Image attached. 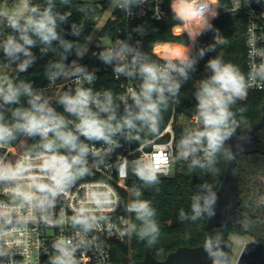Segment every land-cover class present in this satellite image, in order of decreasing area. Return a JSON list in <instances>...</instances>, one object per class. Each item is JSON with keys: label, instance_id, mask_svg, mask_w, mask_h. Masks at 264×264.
<instances>
[{"label": "clouds", "instance_id": "9594fccd", "mask_svg": "<svg viewBox=\"0 0 264 264\" xmlns=\"http://www.w3.org/2000/svg\"><path fill=\"white\" fill-rule=\"evenodd\" d=\"M109 2L113 10L133 17V9H143L148 0ZM160 2L155 0L157 8ZM72 3L0 2V264H40L39 253L33 261L30 252L33 232L39 235L41 229L55 231L42 253L45 264H85L89 252L95 255L102 250L104 232L121 241L135 237L150 247L156 245L161 237L158 212L153 200L144 197L145 191L158 194L161 177L169 176L176 165L189 173L218 176L221 161L236 158L228 142L248 124V107L238 102L245 101L252 89L264 91V32H252L247 72L222 54L207 59V74L195 81L191 122L181 128L177 139L171 122L165 123V114L181 103V89L200 61L227 44L212 23L225 6L219 0H170L172 18L185 26L189 41L175 56L154 59L140 40L130 43L131 34L97 46L95 58L117 80L123 77L129 82L118 93L97 89V70L80 63L85 55L79 39L84 24L70 22ZM91 8L82 0L76 11L85 14ZM132 31L143 37L147 29L141 24ZM209 32L212 41L198 45V38ZM36 48L40 57L53 56L44 65L49 83L71 81L54 96L31 80L14 79L8 71L27 73L38 59ZM70 55L75 58L68 62ZM165 135L169 141L158 143ZM125 145L138 155L117 156ZM241 147L236 145L238 150ZM106 172L123 182L119 187L125 188L127 199L103 175ZM130 177L135 180L127 186ZM189 199L190 210H179L180 222L216 215L214 183L197 184ZM243 204L264 209V193H249ZM121 209L124 214L117 215ZM240 223L247 230L264 223V218L245 216ZM185 238L190 234L185 233ZM225 246L230 247L221 233L204 234L202 247L212 264H234ZM163 251L158 249L160 254Z\"/></svg>", "mask_w": 264, "mask_h": 264}, {"label": "trees", "instance_id": "16d2710c", "mask_svg": "<svg viewBox=\"0 0 264 264\" xmlns=\"http://www.w3.org/2000/svg\"><path fill=\"white\" fill-rule=\"evenodd\" d=\"M109 0L101 1H86L92 5L90 11L85 14H81L76 11V6L82 3V0H73L72 3V16L70 17V22H78L84 24V35L81 36L80 45L81 48L84 46L87 40L86 37H90L94 27L96 25V16L100 15L102 11L105 10ZM35 2L42 3L43 0H35ZM221 5L225 6V10H219V16L212 21L214 26L218 28L221 32V35L224 39L227 40L226 45L218 46L217 53H209L200 61L197 71L194 73L193 78L184 85L181 89L180 97L181 103L179 105H174L168 113L165 114V123L168 121L173 112L176 113V118L174 120V132L175 136L178 139L181 128L185 126L181 121H177V116H182L184 119H187L192 116L194 111L195 100L193 99V91L195 86L196 79L202 78L207 73L205 72L204 64L211 56L216 54H222L226 61H232L233 63L239 65L243 71L246 72V61H245V26L246 19L245 15L241 11L229 10V0H219ZM170 0H164L163 9L164 17L161 20H153L149 16L133 20L129 22L130 32H133L132 29L137 25H145L147 32L143 37L137 35L133 32L134 43L137 40L141 41V46L143 50L148 51L152 54L154 59H160L154 51L153 45L157 41H178L181 43H188V38L186 34H175L173 32V27L176 24H179L172 18L171 11L169 9ZM66 10L65 8H60V11ZM114 16L109 18L102 28L99 31L100 36H109L111 38L116 37L117 29L119 27L123 28L124 35L126 31V22L122 13L119 10H113ZM65 29H69V25H64ZM213 33L209 32L204 35H201L198 38V45H206L212 41ZM65 38L68 40H75L76 37L72 35H65ZM103 47L99 39H95L84 52V58L80 63L88 62L91 65H99L103 68H107L102 65L93 55V52L98 50V47ZM38 59L33 68H30L27 73H15L12 70H8L14 79H25L31 80L35 87L44 86L47 84V80L44 76V65L48 60L52 59L53 56L49 53L47 56L40 57L38 48L33 49ZM75 57L70 55L68 62H70ZM0 60H3V55L0 53ZM95 87L99 88H110L114 91L118 89L117 81L112 77L111 69L107 68V73L102 74L99 80L96 82ZM264 102V91L250 90L248 97L245 101L238 102L239 105H247L248 111L245 113L248 124L257 123L262 117V108ZM61 110V109H58ZM181 117V118H182ZM247 124V125H248ZM246 125V126H247ZM246 126H242L238 131L236 136L238 137L245 130ZM264 127V124L261 128L256 130L253 133L255 140L264 147V140L257 136V133ZM243 155L262 157L264 159V153H252V154H242L238 156L235 160L234 166V175L237 162L239 158ZM228 162L221 161L218 165L220 168V174L216 177H211L208 175H203L199 172L189 173L186 168L179 165L175 166L174 174L161 177L162 183L160 185L161 191L157 194L151 191H145L144 197L153 200L154 206L157 208L159 221L161 227V237L159 242L150 247L152 255L157 259H164L166 255L172 250L176 249L179 246H197L202 244L203 236L205 233H218L219 227H208L206 219L192 223L180 222L178 220L179 210L184 208L185 211L190 210V195L196 188V185L202 181H209L214 183L215 190L220 186L222 180L224 179L225 171L227 168ZM236 176V175H235ZM238 180V199L239 205L238 208L246 213V216L249 218H255L251 215L247 209L244 207V197L243 190ZM135 180V177H130L127 181V186H130L131 183ZM138 183V182H137ZM120 195L125 199L128 198L125 188H121ZM119 212L123 215L122 209ZM241 219L240 221H242ZM240 221L235 222L231 225L225 226V231L233 233L234 235H243L247 232L242 227ZM185 233L190 234V238H185ZM254 239L262 241L264 240L260 237H255ZM231 245V243H230ZM147 244L145 242L137 241L135 237L128 240L116 242L113 246L114 258L117 262L121 263L122 257L128 255L134 260H141L144 257V250ZM163 249V254L158 252V249Z\"/></svg>", "mask_w": 264, "mask_h": 264}, {"label": "water", "instance_id": "95a60500", "mask_svg": "<svg viewBox=\"0 0 264 264\" xmlns=\"http://www.w3.org/2000/svg\"><path fill=\"white\" fill-rule=\"evenodd\" d=\"M264 124V102L262 108V117L257 123H250L238 137H233L228 143L233 146L236 152V158L242 154L264 153V147L259 144L253 137V133ZM241 145V149H237L236 145ZM228 162L224 179L220 186L216 189L217 203L216 215L211 219H206L208 227H219L218 233H221L226 244L230 245L228 234L225 226L244 219L246 213L238 208V180L234 175L235 160ZM224 250L233 256L230 247ZM120 264H212L204 251L202 244L197 246H179L169 252L164 259L155 258L150 246H146L144 257L141 260H134L128 255L122 257ZM235 264H264V243L256 239L248 240L242 247Z\"/></svg>", "mask_w": 264, "mask_h": 264}, {"label": "built area", "instance_id": "2783aa9c", "mask_svg": "<svg viewBox=\"0 0 264 264\" xmlns=\"http://www.w3.org/2000/svg\"><path fill=\"white\" fill-rule=\"evenodd\" d=\"M2 2V0H0ZM10 2V0H9ZM163 2L159 3L158 8L156 7L155 0H148V2L144 5L143 9H133V11L136 13L133 17H129L127 14L121 12L124 16L125 22H126V33L124 35L123 28L119 27L117 29V35L112 39V43L117 39H124L127 38L129 34L133 37V32H130V28L128 26L129 22L140 19L146 16H149L153 20H161L164 17V9H163ZM230 6L229 10L233 11H241L245 15L246 19V26H245V61H246V72L248 71V65L251 63V58L248 56V40L252 32L260 33L264 32V0H262L261 4L255 3V0H229ZM250 12H254L255 15H250ZM154 15H158L159 19H154ZM255 25V27H253ZM130 43H134V39L130 41ZM82 64H85L89 67V69H95L97 70V75L100 78L102 74L107 73V68H103L99 65H91L88 62H84ZM1 70V69H0ZM112 77L117 81L118 83V89L116 92L123 93L127 87H129V82L126 81L123 77H121L119 80H117L113 75ZM99 80V79H98ZM97 80V81H98ZM96 81V82H97ZM70 80H62L57 82V84L53 85L49 82H47L46 85L40 86L38 88H43L47 90L50 94L53 96L65 85L70 84ZM252 90H258V89H252ZM260 91V90H258ZM181 115L177 116V121H180ZM176 118V113L173 112L170 118L168 119V122H171L172 129L174 131V120ZM189 123L191 122V117L187 118ZM175 133V132H174ZM170 137L168 135H165L161 141H158V143L163 144L167 143L169 141ZM162 147V146H161ZM116 155L119 156L121 154H130L132 156L138 155V153H130V146L125 145L123 148L119 150ZM147 151H151L150 149H147ZM175 169V166H173ZM100 175V174H98ZM112 184L113 186L117 187V191L120 193V190L122 187H119V185L123 182L119 181L118 178L114 173H104L103 174ZM172 175L171 173L169 176ZM117 215H122L119 211ZM55 235L54 230H49L48 232H44L43 229H41V232L39 235H37L35 232H33L32 235V243H31V256L33 258V261L37 259L38 253H39V261L40 264H45L46 256H44L42 253L47 249L48 247V241H50ZM101 240H102V250L97 252L95 255H93L92 252H89L87 254V258L85 261V264H120L117 262L114 258V251L113 246L114 243L120 242L121 240L116 235H109L107 232H104L101 234ZM18 260L21 262L23 261L22 257H17Z\"/></svg>", "mask_w": 264, "mask_h": 264}, {"label": "rangeland", "instance_id": "374dc122", "mask_svg": "<svg viewBox=\"0 0 264 264\" xmlns=\"http://www.w3.org/2000/svg\"><path fill=\"white\" fill-rule=\"evenodd\" d=\"M86 1H101V0H86ZM121 13V12H120ZM113 9L110 6V2L108 1L107 6L104 11L100 13V15L96 16V25L94 30L86 41L84 46L81 48L83 52L87 50L89 45L95 40L99 39L103 45H110L112 43V39L109 36H100L99 31L105 22L113 17ZM129 26V25H128ZM130 28V27H129ZM173 32L175 34H186L185 26L182 24H176L173 27ZM188 43H181L178 41H157L153 45V51L159 57L165 56H175L177 52L181 51L184 46L188 45ZM2 70V69H1ZM180 121L187 125L189 121L184 119L183 117ZM257 136L264 140V127L257 133ZM19 150V146H17ZM175 170L172 169L171 174H174ZM235 175L239 178V183L243 190L244 200L247 198L248 194L253 191H259L264 193V159L262 157H254L249 155H243L239 158ZM247 211L255 216L264 218V209L261 210H253L251 208L245 207ZM237 238L234 240V234L228 232V239L231 243V250L233 252V261L234 264L237 260V257L243 247V245L250 239H254L255 237H260L264 240V223H257L254 226L247 229V232L243 235H235Z\"/></svg>", "mask_w": 264, "mask_h": 264}]
</instances>
